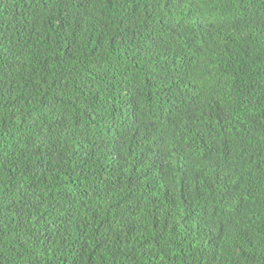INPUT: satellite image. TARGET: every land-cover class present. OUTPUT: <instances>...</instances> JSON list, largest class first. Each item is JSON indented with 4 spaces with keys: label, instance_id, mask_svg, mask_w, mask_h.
I'll return each instance as SVG.
<instances>
[{
    "label": "trees",
    "instance_id": "1",
    "mask_svg": "<svg viewBox=\"0 0 264 264\" xmlns=\"http://www.w3.org/2000/svg\"><path fill=\"white\" fill-rule=\"evenodd\" d=\"M0 264H264V0H0Z\"/></svg>",
    "mask_w": 264,
    "mask_h": 264
}]
</instances>
